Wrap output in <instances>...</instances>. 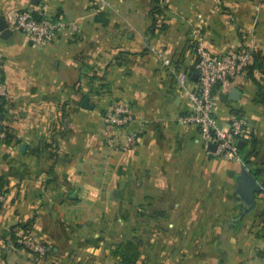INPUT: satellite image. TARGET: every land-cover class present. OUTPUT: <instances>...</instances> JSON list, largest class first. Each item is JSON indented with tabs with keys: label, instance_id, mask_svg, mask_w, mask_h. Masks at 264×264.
Wrapping results in <instances>:
<instances>
[{
	"label": "crops",
	"instance_id": "0c3cea01",
	"mask_svg": "<svg viewBox=\"0 0 264 264\" xmlns=\"http://www.w3.org/2000/svg\"><path fill=\"white\" fill-rule=\"evenodd\" d=\"M105 2L0 0L12 32H0V264H120L114 251L127 241L139 247L136 264H264V0H165V30L153 35L156 0ZM22 10L70 27L37 46L13 28ZM198 39L214 57L253 51L250 69L214 97L223 127L247 124L244 164L206 151L179 121L189 102L160 54L178 56L193 79ZM114 103L134 116L120 143L137 136L121 152L104 142ZM243 167L261 186L251 212L236 196ZM28 234L45 257L21 245Z\"/></svg>",
	"mask_w": 264,
	"mask_h": 264
},
{
	"label": "built area",
	"instance_id": "2783aa9c",
	"mask_svg": "<svg viewBox=\"0 0 264 264\" xmlns=\"http://www.w3.org/2000/svg\"><path fill=\"white\" fill-rule=\"evenodd\" d=\"M69 27L67 22L51 17L45 11L22 10L15 15L13 22L14 30L24 34L30 42L37 46L50 43L57 32ZM190 45L195 53L198 76L196 81H193L190 72L179 70L178 56H173L167 51L160 54L164 70L175 78L178 89L186 95L189 102L188 112L183 114L179 121L183 125L194 126L199 130L206 151H209L210 145H215L216 155L244 164L239 143L245 142L248 138L247 124L243 118L234 117L228 126L223 127L215 115L214 97L218 89L231 84L250 69L254 56L253 51L242 49L214 57L206 50L201 39L191 42ZM6 95L3 58L0 55V108L3 106ZM133 121V113L126 104L111 105L104 116L105 144L115 152L130 149L137 136L131 135L127 142L121 144L116 132L126 129ZM5 137V134L0 132V139ZM3 201L4 196L0 194V203ZM20 243L38 258H43L48 254L46 244L30 234L25 236Z\"/></svg>",
	"mask_w": 264,
	"mask_h": 264
},
{
	"label": "water",
	"instance_id": "95a60500",
	"mask_svg": "<svg viewBox=\"0 0 264 264\" xmlns=\"http://www.w3.org/2000/svg\"><path fill=\"white\" fill-rule=\"evenodd\" d=\"M0 32L2 33L3 38H7V36L11 35V30L4 20H0ZM198 78L197 74L193 77L194 80ZM238 93L237 89H233L232 92L227 95L228 98L235 99L236 94ZM84 107H88L89 99H85ZM2 119L0 115V120ZM245 145L244 141L239 143L240 149H243ZM209 149L212 151H216L217 147L215 145H210ZM261 192V186L258 184L254 176L251 172L243 167L240 175L237 177V189L236 196L240 200V203L244 206L245 212H251L256 207V199L255 196L257 193Z\"/></svg>",
	"mask_w": 264,
	"mask_h": 264
},
{
	"label": "trees",
	"instance_id": "16d2710c",
	"mask_svg": "<svg viewBox=\"0 0 264 264\" xmlns=\"http://www.w3.org/2000/svg\"><path fill=\"white\" fill-rule=\"evenodd\" d=\"M165 0H156L157 6L151 11V19L152 26L150 28V32L152 35L156 30H165V26L157 27L161 16L163 15V10L161 8V4L164 3ZM193 73H191L192 75ZM2 132V130L0 131ZM247 167L249 165L248 162H245ZM255 174V172H254ZM7 184L6 180L0 176V188L3 189ZM2 195H4L2 193ZM115 257L119 258L120 264H136L137 259L140 256V250L136 243L132 241H127L121 243L117 249L114 251Z\"/></svg>",
	"mask_w": 264,
	"mask_h": 264
},
{
	"label": "rangeland",
	"instance_id": "374dc122",
	"mask_svg": "<svg viewBox=\"0 0 264 264\" xmlns=\"http://www.w3.org/2000/svg\"><path fill=\"white\" fill-rule=\"evenodd\" d=\"M96 3L100 7V10L106 9L107 4H106L105 0H96ZM247 49H249V48H247ZM247 49L243 48V50H247Z\"/></svg>",
	"mask_w": 264,
	"mask_h": 264
}]
</instances>
